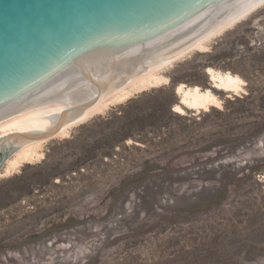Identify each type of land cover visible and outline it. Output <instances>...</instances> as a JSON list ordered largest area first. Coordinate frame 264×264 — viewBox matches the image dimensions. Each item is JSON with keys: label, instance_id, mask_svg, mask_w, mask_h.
<instances>
[{"label": "rangeland", "instance_id": "1", "mask_svg": "<svg viewBox=\"0 0 264 264\" xmlns=\"http://www.w3.org/2000/svg\"><path fill=\"white\" fill-rule=\"evenodd\" d=\"M164 75L9 175L2 146L0 264H264V6ZM180 83L222 107L175 113Z\"/></svg>", "mask_w": 264, "mask_h": 264}, {"label": "water", "instance_id": "2", "mask_svg": "<svg viewBox=\"0 0 264 264\" xmlns=\"http://www.w3.org/2000/svg\"><path fill=\"white\" fill-rule=\"evenodd\" d=\"M264 0H0V133L78 121Z\"/></svg>", "mask_w": 264, "mask_h": 264}, {"label": "bare ground", "instance_id": "3", "mask_svg": "<svg viewBox=\"0 0 264 264\" xmlns=\"http://www.w3.org/2000/svg\"><path fill=\"white\" fill-rule=\"evenodd\" d=\"M264 6V3L260 4L244 16L240 17L224 29L220 30L210 38L206 39L202 43L198 44L194 48L185 52L181 56L177 57L173 61L169 62L165 66L161 67L157 71L148 75L147 77L135 82L134 84L106 97L93 108H91L85 115H83L78 121L68 126L67 128L41 139H31L21 137L13 134L0 133V149L4 144L10 148L16 147L17 150L13 156L7 160L5 166V174L9 175L24 164L31 163V161L39 160L44 157L43 147L46 143L57 138H68L71 130L77 127L87 120L104 113L110 106L120 104L124 100L130 98L135 92L144 91L148 88L160 87L169 82V78L164 73L181 61L191 53L204 52L209 48V44L217 37L223 35L225 32L233 28L238 23L249 18L254 13L259 11ZM207 75L210 78V87L217 92L227 93L229 96H240L245 91L246 81L239 75L232 72L220 71L214 68L207 70ZM176 93L180 99V103L174 107V112L180 115H186L187 111L199 114L201 112H208L211 108H221V98L210 88L203 89L200 86H188L185 83H180L176 88ZM245 93V92H244ZM37 162V161H36ZM33 163V162H32ZM3 173L0 172V177ZM264 182V175L261 176Z\"/></svg>", "mask_w": 264, "mask_h": 264}]
</instances>
